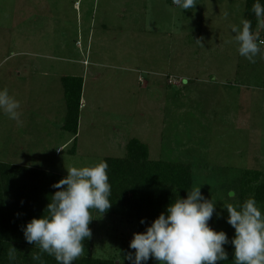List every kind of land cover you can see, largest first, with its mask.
<instances>
[{"label": "rangeland", "instance_id": "rangeland-1", "mask_svg": "<svg viewBox=\"0 0 264 264\" xmlns=\"http://www.w3.org/2000/svg\"><path fill=\"white\" fill-rule=\"evenodd\" d=\"M245 7L246 0H196L187 10L172 0H0V90L20 102L22 121L0 111V193L31 169L67 176L69 166L125 157L138 138L150 159L188 165L192 187L214 202L209 227L232 241L223 205L253 198L242 195L245 171L264 176V47L250 63L230 28ZM67 75L84 79L77 135L63 128ZM257 206L264 215V202ZM91 214L84 254L131 264L140 222Z\"/></svg>", "mask_w": 264, "mask_h": 264}, {"label": "clouds", "instance_id": "clouds-1", "mask_svg": "<svg viewBox=\"0 0 264 264\" xmlns=\"http://www.w3.org/2000/svg\"><path fill=\"white\" fill-rule=\"evenodd\" d=\"M183 10L192 9L196 0H172ZM252 12L257 19L258 29L264 28V5L256 2ZM227 18V13L224 14ZM233 39L238 45V53L250 63H256L255 57L261 54L264 40L258 31H252V22L241 19L239 25H231ZM202 39V38H201ZM202 47L201 40H196ZM21 105L11 96L7 88L0 90V111L10 120L21 124ZM62 151V148H57ZM67 176L52 185L60 189L51 196L46 214L33 218L23 228L29 244L39 251L31 259L42 260V254L54 257L57 264H73L84 255L83 241L91 238L89 224L91 210L105 213L112 205L109 200L111 185L108 176V164L105 161L88 166H69ZM229 214L227 223L235 229V264H264V215L254 198L246 199L240 206L229 203L223 205ZM214 212V202L204 198L200 186H193L187 198H178L167 207V215L161 213L147 227L144 233H134L126 259L131 264H141L150 257L160 264H217L228 260L224 245L229 243L223 231L209 227L208 221ZM145 221L142 219L141 223ZM17 250L9 248L10 261L16 259Z\"/></svg>", "mask_w": 264, "mask_h": 264}, {"label": "trees", "instance_id": "trees-1", "mask_svg": "<svg viewBox=\"0 0 264 264\" xmlns=\"http://www.w3.org/2000/svg\"><path fill=\"white\" fill-rule=\"evenodd\" d=\"M256 2L264 5V0H246L243 17L252 22V31L257 25V19L252 12V5ZM259 38H264V33L260 34ZM62 81L67 107L63 128L77 135L84 79L78 75H67L62 77ZM127 149L125 157H107L104 160L108 164L107 172L111 185L109 200L112 205L104 214L138 220L139 230L146 232L147 227L151 226L161 213L167 215V207L176 199L187 198L192 189L191 174L188 165L183 163L150 159L147 144L138 138L131 139L127 143ZM262 175V172L248 170L241 178V185L244 187L242 195L251 192L257 204L264 202ZM65 177L31 169L28 175L13 181L16 187L14 186L12 191L9 187L5 196L0 193V264H41V261L31 259L32 254L39 249L26 241L23 228L33 218H41L46 214L51 196L60 190L52 185ZM142 219L145 221L143 224ZM11 247L17 248L18 251L14 261H10L7 256ZM223 247L228 254V260L217 261V264H235L234 245L229 241ZM42 260L45 261L43 264H57L54 257L47 254H42ZM73 264L116 263L112 259L84 254Z\"/></svg>", "mask_w": 264, "mask_h": 264}, {"label": "crops", "instance_id": "crops-1", "mask_svg": "<svg viewBox=\"0 0 264 264\" xmlns=\"http://www.w3.org/2000/svg\"><path fill=\"white\" fill-rule=\"evenodd\" d=\"M13 69V68H12ZM37 70L36 71H38L39 69L38 68H36ZM17 70L15 69V72H16ZM13 72V71H12Z\"/></svg>", "mask_w": 264, "mask_h": 264}, {"label": "built area", "instance_id": "built-area-1", "mask_svg": "<svg viewBox=\"0 0 264 264\" xmlns=\"http://www.w3.org/2000/svg\"><path fill=\"white\" fill-rule=\"evenodd\" d=\"M261 40H264V38H261Z\"/></svg>", "mask_w": 264, "mask_h": 264}]
</instances>
